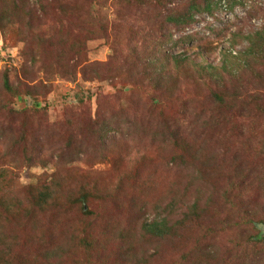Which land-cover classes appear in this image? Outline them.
<instances>
[{"label":"rangeland","instance_id":"rangeland-1","mask_svg":"<svg viewBox=\"0 0 264 264\" xmlns=\"http://www.w3.org/2000/svg\"><path fill=\"white\" fill-rule=\"evenodd\" d=\"M185 15L190 24L176 22ZM258 34L264 0H0V106L19 115L40 105L43 126L37 147H19L18 123L0 115L16 145L0 132L14 198L26 203L30 187L71 176L75 194L104 192L85 223L81 207L70 219L42 216L51 257L42 251L53 239L22 230L24 216L0 223L21 242L8 264H77L67 250L83 224L114 246L95 252V264H128L117 229L160 217L173 235L144 244L147 264H264V58L250 48ZM6 74L21 98L4 92ZM31 233L42 241L29 244Z\"/></svg>","mask_w":264,"mask_h":264},{"label":"trees","instance_id":"trees-1","mask_svg":"<svg viewBox=\"0 0 264 264\" xmlns=\"http://www.w3.org/2000/svg\"><path fill=\"white\" fill-rule=\"evenodd\" d=\"M207 9L210 11L211 7L209 6ZM188 18L190 20L187 22ZM192 21V15H185L176 18V22L180 25L190 24ZM250 48L253 52H258L255 53L258 58H264V34H258L251 37ZM79 54H81V52H79ZM3 90L7 95L15 99H19L22 96L20 90L11 83L8 74L4 77ZM220 99L223 98L220 97ZM80 102L84 103L83 100H80ZM40 109L41 106L36 105L34 106V110L23 112L22 114H19V116L7 106H0V115L3 114V117L7 118L6 124L15 125L18 123L17 133H15V135H18L17 138H15L17 139V146H22L24 148L31 146L32 148H35L39 144L43 126L41 124L39 125V123L35 121V118L36 115L39 114ZM84 128H86L85 131L91 129L89 124H87ZM4 130V128L0 130L3 136L6 135L4 134ZM4 137L5 139H9L12 143V148L15 149L16 145H13L14 139L11 137ZM27 155H30V152L27 153ZM2 158L3 160L11 159L7 152L4 157L0 152V223L2 226L4 224L12 225V219H18L17 217L21 218L24 216L25 223L19 225L22 230L41 229L43 233L49 234V238L53 239L54 234L51 232L52 228L50 223L49 221L47 223L45 220H42V216H48L51 214L57 216L60 214L58 219H70L72 214L71 209L76 207H81V216L83 218L82 223H85L99 215V212H95L91 209L86 211L85 209L89 206L91 199L101 197L104 192L98 188H94V190H92L87 186H81L75 194L68 185L70 179H73L72 176L64 180V182L61 178H56L52 183L48 184L46 181H41L38 185L30 187L26 203L15 199L14 195L16 191H18L19 184L12 176V171L5 168V166L9 164L4 162ZM73 171L76 176H81L82 174L81 168H75ZM117 191L118 189L114 193L108 194V197L114 195V198H116L118 194H123L122 192L119 193ZM249 196L250 193L246 192V197ZM197 212L198 210L194 211V214L196 215ZM113 224L114 222L111 223V225ZM109 227L110 226H108L107 230ZM4 228L2 231L0 230V264H8L7 260L11 258V254L15 252L17 253V249L21 243L20 238L17 236L12 238L9 237L10 240H7L6 232L3 231ZM127 229H131V231H127ZM82 232L83 233H78L77 237L75 235L76 241H71V244L74 245L73 249L67 250L68 256H80V260H77L76 262L77 264H95L94 255L100 248H106V250L114 249V246H108V239L102 237L103 233L101 231V235L97 233V231L92 228V225L83 224ZM117 232L120 236V243L118 245H124L125 247L116 250L118 257L121 256L125 261H129L128 264L131 262L133 264H147L145 259L148 258H146V252L143 250L144 244H146V242L165 241L173 235V226L168 219L160 217L152 222L141 223L139 231L136 224V226L133 225L129 228H123L120 226L116 233ZM105 234L106 230L104 236ZM27 238L30 239L28 241L29 244L35 241H42V236L36 235L35 233H31V235L27 236ZM257 240L259 243L264 245V237L262 234L257 238ZM115 242L116 240H114L112 244H115ZM54 246L55 240L53 239L48 242L46 246L48 249H43V256L51 257L50 253L52 252V249H54ZM181 264H183V261H181Z\"/></svg>","mask_w":264,"mask_h":264}]
</instances>
